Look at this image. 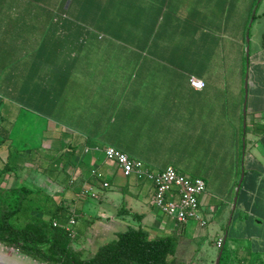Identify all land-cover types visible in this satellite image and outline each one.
Instances as JSON below:
<instances>
[{
  "label": "crops",
  "instance_id": "1",
  "mask_svg": "<svg viewBox=\"0 0 264 264\" xmlns=\"http://www.w3.org/2000/svg\"><path fill=\"white\" fill-rule=\"evenodd\" d=\"M115 1L132 8L130 23L114 14L93 15L88 28L82 17L52 15L36 0H0V96L5 88L12 102L26 104L30 114L23 125L42 129L39 147L45 152L57 153L64 144L44 136H74L79 142L70 179L45 173L49 190H55L49 193L65 195L69 208L77 210L81 239L74 248L87 258L107 243L103 240L137 228L140 223L127 209L144 215L141 225L153 236L189 240L190 257L182 259L187 264L214 261L218 241L225 238L232 253L264 256V233L253 230L264 226L254 208L264 189V44L251 54L246 110L247 75L244 79L241 64L222 60L241 55L244 23L257 0ZM179 16L207 27L184 24ZM258 21L264 25V11ZM149 36L156 38L154 47H136ZM191 78L204 87L195 89ZM23 133L0 140L2 168L11 147L26 154L38 148L28 146ZM106 147L155 173L174 167L204 179L200 214L207 225L195 220L182 225L163 215L153 202V183L125 176L105 157ZM26 157L12 174L18 173L17 184L37 188L20 179L32 166ZM69 180L71 189L65 185ZM91 199L99 201L96 216L89 213ZM205 242L209 246L198 259Z\"/></svg>",
  "mask_w": 264,
  "mask_h": 264
},
{
  "label": "trees",
  "instance_id": "2",
  "mask_svg": "<svg viewBox=\"0 0 264 264\" xmlns=\"http://www.w3.org/2000/svg\"><path fill=\"white\" fill-rule=\"evenodd\" d=\"M36 1L42 3L44 9L49 10L52 15H65L72 19L82 17L84 25L88 28L93 25L91 22L93 15H102L103 18H106L108 14H114L126 18L128 20L126 23H130L129 12L132 8L124 6L122 1L73 0L68 10L65 9V6L69 0ZM257 2L258 0L255 5ZM255 5L250 10L247 22L244 23L241 55L222 59L228 64H241L244 79L252 64L251 54L249 58L246 56L245 38ZM178 19L184 24H192L201 29L207 27L203 22H197L191 18L179 16ZM114 29L111 31L117 32V29ZM135 29L137 28L134 27L132 30ZM144 40L145 44L136 45V47L155 46L156 38L151 40V36H149ZM130 42L132 46H135L137 40L132 37ZM10 124L14 125L13 122ZM1 127L0 133L4 143L10 140L11 128ZM68 137V135L58 134L43 137L63 142L64 145L54 154L45 152L41 146V148L31 149L26 154L25 150H18L10 145L8 160L0 169V244L17 250L39 264H187L178 255L181 244L180 237L175 235L153 236L141 225L144 215L127 209H124L127 216L139 222L140 225L137 228L128 227L127 230L117 233L115 240L101 245L94 254L86 258L81 251L74 248L77 234L74 237L72 231L67 229L72 217L76 216L77 210L69 208L65 195L50 194L45 186L33 188L24 184H15L6 187L3 184L5 178L15 171L16 165L24 155H27L25 162L37 165L42 172L49 174L48 171H52L59 175L64 173L70 179L68 174L74 170L75 161L80 152L79 142H75L74 136L71 140H68ZM45 161L52 166H45ZM65 185L67 189H71L72 183L69 180ZM220 251H222L220 264H231L233 261L241 264H264L262 254H254L249 258L241 257L237 252L232 253L228 248V241L224 239L219 247V253Z\"/></svg>",
  "mask_w": 264,
  "mask_h": 264
},
{
  "label": "rangeland",
  "instance_id": "3",
  "mask_svg": "<svg viewBox=\"0 0 264 264\" xmlns=\"http://www.w3.org/2000/svg\"><path fill=\"white\" fill-rule=\"evenodd\" d=\"M263 0H258L254 11L257 7V12H256V20H254L253 24L251 25V20L253 18V14L251 16L250 19V23H249V30L247 31L246 34V56L249 58L248 53H247V49H248V44H247V35H250V45H249V53L253 54L254 51L259 48L260 44H264V25H260L258 18L259 16L262 14V12L264 11V3H262ZM253 11V13H254ZM249 63L247 62V65ZM248 73V71H247ZM246 73V75H247ZM3 92L6 93L3 97L0 96V127H10L11 128V133L10 136H12V138L14 137L13 134L17 133L19 130H21V132L24 131L23 133V138H27L28 140V146H38L39 147V142L41 140V136H40V132H41V128H38L36 124L31 123L30 125H23L25 124V122H27V120L25 119V117H27V115H29L30 113L28 112V108L26 107L25 104H17L11 101V95L10 93H8L7 89H3ZM15 112L20 116L19 119H12V113L15 114ZM4 118V120H2ZM38 122H43V119L37 120ZM14 123V125L10 124V123ZM12 125V126H11ZM1 127V128H2ZM31 130L26 132V128H28ZM12 134V135H11ZM3 139L2 134L0 133V140ZM1 144V143H0ZM13 146H17V143ZM15 148V147H14ZM2 162L4 163V161L2 159H0V169L2 168ZM21 164H24V161L21 162ZM30 164V163H29ZM32 166H26L27 168H29V170H25L22 173V177L20 178L21 181H23L24 183H27L29 185L32 186H45L47 188L48 191L50 185L52 184L49 181V177L46 176V174L44 172H42L41 170L38 169L37 165H33ZM17 174V175H16ZM19 175L18 173L15 174H9L5 180H4V185L6 187L12 186L17 184V179H18ZM72 188L74 187V184L71 186ZM56 188V187H55ZM50 192H55V190L50 191ZM95 205L99 204V201H96L95 199H91V201H89V205H90V210L89 213H91V215L96 216L97 215V210L96 207H94ZM255 211H257L258 213L261 214V216H263L264 218V189L261 191L259 198L256 200V204H255ZM88 212V211H87ZM253 220H255V217L253 218ZM192 223H190L189 225H191ZM76 226H78L76 224ZM255 232H259L264 233V226L260 227V228H256L253 229ZM75 232L77 234V227H75ZM81 237H79V235L76 236L75 242H80ZM106 239V238H104ZM110 240H103L102 243L104 242H109ZM204 246H198V250L197 253L198 254V259L202 258V253L203 251H205V247L209 246L208 242H205L203 244ZM94 247V246H93ZM92 246L90 247L91 249L93 248ZM219 247V246H218ZM179 257L181 259H185L190 257V242L189 240H182L181 244H180V248H179V253H178ZM215 256H213L214 261L209 262V264H215L216 259H217V255L214 254ZM0 262L3 264H39L38 262L32 260L31 258L22 255L20 252H18L17 250L13 249V248H9L6 247L2 244H0Z\"/></svg>",
  "mask_w": 264,
  "mask_h": 264
},
{
  "label": "built area",
  "instance_id": "4",
  "mask_svg": "<svg viewBox=\"0 0 264 264\" xmlns=\"http://www.w3.org/2000/svg\"><path fill=\"white\" fill-rule=\"evenodd\" d=\"M191 85L201 90L203 82L191 78ZM107 160L113 161L125 176L134 175L139 179H146L154 185L153 202L155 207L165 216L174 219L177 223L185 225L191 220L197 221L201 226L207 222L200 214V197L206 192L207 185L200 177L188 176L174 167L155 173L148 169L143 162L130 158L126 153L112 147L103 149ZM105 188L109 183L104 184ZM95 196L94 193H92ZM77 223L76 216L72 217L67 229L76 236L74 227ZM223 239L218 241L220 247Z\"/></svg>",
  "mask_w": 264,
  "mask_h": 264
},
{
  "label": "water",
  "instance_id": "5",
  "mask_svg": "<svg viewBox=\"0 0 264 264\" xmlns=\"http://www.w3.org/2000/svg\"><path fill=\"white\" fill-rule=\"evenodd\" d=\"M71 2H72V0H69V1H68L67 6H66V9H69V7H70V5H71ZM256 12H257V7H256V9H255V11H254V13H253V18H252V20H251V25L253 24V22H254V20H255ZM247 44H248L247 53H248V56H249V55H250V53H249L250 35H249V34L247 35ZM247 99H248V74H247V77H246V102H245V110H246V105H247ZM243 178H244V176H242V180H243ZM242 180H241V183H240V185H239V188L241 187ZM237 200H238V199L236 198L234 208H236ZM226 239H227V238H225V240H226ZM221 256H222V251H220V253H219V256H218V258H217V260H216V264H220ZM0 264H3V263H0Z\"/></svg>",
  "mask_w": 264,
  "mask_h": 264
},
{
  "label": "bare ground",
  "instance_id": "6",
  "mask_svg": "<svg viewBox=\"0 0 264 264\" xmlns=\"http://www.w3.org/2000/svg\"><path fill=\"white\" fill-rule=\"evenodd\" d=\"M1 263V262H0Z\"/></svg>",
  "mask_w": 264,
  "mask_h": 264
}]
</instances>
